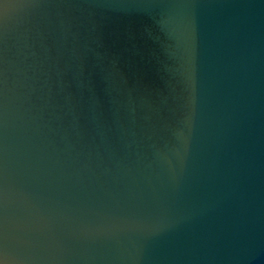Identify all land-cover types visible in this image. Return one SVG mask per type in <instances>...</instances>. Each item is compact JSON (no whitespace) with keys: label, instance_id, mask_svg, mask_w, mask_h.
<instances>
[{"label":"water","instance_id":"obj_1","mask_svg":"<svg viewBox=\"0 0 264 264\" xmlns=\"http://www.w3.org/2000/svg\"><path fill=\"white\" fill-rule=\"evenodd\" d=\"M0 264H264V0H0Z\"/></svg>","mask_w":264,"mask_h":264}]
</instances>
